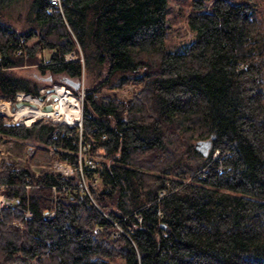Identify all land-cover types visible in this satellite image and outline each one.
<instances>
[{
	"label": "trees",
	"instance_id": "obj_1",
	"mask_svg": "<svg viewBox=\"0 0 264 264\" xmlns=\"http://www.w3.org/2000/svg\"><path fill=\"white\" fill-rule=\"evenodd\" d=\"M50 4L0 0V99L83 86L81 124L0 112L24 156L0 158V264H264V0H190L182 48L167 0ZM29 140L72 173L31 167Z\"/></svg>",
	"mask_w": 264,
	"mask_h": 264
},
{
	"label": "rangeland",
	"instance_id": "obj_2",
	"mask_svg": "<svg viewBox=\"0 0 264 264\" xmlns=\"http://www.w3.org/2000/svg\"><path fill=\"white\" fill-rule=\"evenodd\" d=\"M204 1L210 2V0H204ZM190 7H191L190 0H167L166 27H167L168 33L170 34V41H172L171 43H173V47L182 48L183 45L181 44V42L187 41L192 37V31L189 30L187 26V20H186L187 12L190 10ZM44 52L45 54L47 53L46 50ZM18 70L30 76L34 74L36 75L41 74V77L43 78L47 75V72L42 73L39 71V69L36 66V62L25 64L19 67ZM82 70L83 71L79 79L81 81V84H84L88 80L87 78L88 72H86L84 67ZM58 77H61V75H58ZM44 81H46V83L42 84L40 86V89L47 88V87L50 88L52 84L60 83L57 81H52L50 79H45ZM60 84H63V83H60ZM139 86L140 85L137 82L131 81V82H128L122 85L121 87H114L113 89H110L109 92L114 93L116 96L120 98H128L139 89ZM72 94L79 99L78 101H79L80 109H82L81 102H82V95H83V86L80 87L76 92H73L72 90ZM51 99L52 97H50V101ZM20 100H14L13 102H10L6 99H0V112L6 114L7 121H17L19 123H29L33 119L42 118V119L50 120L54 122L55 121L65 122L68 124H72V122L68 121L70 119H67V118L58 119V118L51 117V116L49 117L45 114L36 115L35 117H33V119L31 120L28 119V121H26L27 119L26 115L17 113V108H18L17 106L21 105L22 103H20L19 105H15L12 108V105L14 104V102L20 101ZM24 101H28V100H24ZM29 142H30L28 143L30 147L29 152H31V156H32L30 158L29 165L36 170L43 169V168L44 169L49 168V169L56 170L57 168L55 167V164L58 161V159H55L52 157L51 147L50 148L42 147V146L35 147L36 146L35 142H33L32 140H29ZM11 153L14 154L15 160L17 161V163L23 162L24 156L23 154L20 153V149L15 144V140L9 138L8 141H5V142L3 141L0 143V158L4 157L7 160H10ZM59 171L61 170L59 169ZM1 197L2 195H0V199Z\"/></svg>",
	"mask_w": 264,
	"mask_h": 264
},
{
	"label": "built area",
	"instance_id": "obj_3",
	"mask_svg": "<svg viewBox=\"0 0 264 264\" xmlns=\"http://www.w3.org/2000/svg\"><path fill=\"white\" fill-rule=\"evenodd\" d=\"M50 1V5H51V7H50V9H53L54 7H57V8H59V9H61V3H62V0H49ZM74 56V53L72 52V51H69V52H67L66 54H65V57L66 58H71V57H73ZM49 87H47V88H41L40 89V93H46L47 94V89H48ZM51 90L53 91V92H59L58 90L59 89H65L66 91H68L70 94L72 93V90H71V88L70 87H68V86H66L65 84H60V83H54V84H52L51 85ZM26 95H29V96H31L32 98H35L36 100H37V102H38V104H40V106H42V105H44L45 103H50L51 101H53V99H51V101H50V97L49 98H43V99H40L39 97H38V95H32V94H30V93H27V92H23V91H20V92H18L17 94H16V97H15V100H20V99H22V100H20V101H24L23 100V97H25ZM73 95V94H72ZM73 104H74V106H76L77 105V107H78V112H79V114L81 113L80 111H81V109H80V105H79V99L77 98V97H75L74 95H73ZM8 101H10V100H8ZM11 102V101H10ZM17 107H19V106H17ZM18 109V108H17ZM77 109V108H76ZM70 122H72V123H75V124H78V125H80L81 124V114L79 115V117H76V119H72V120H70ZM85 148V145H81L80 144V147H79V149L81 150V149H84ZM79 150V151H80ZM214 154H216V152H214ZM85 163H87V164H89V165H94V160L91 158V157H89V156H86V158H85ZM55 167L57 168L56 170H58L59 171V169L61 170L60 172L62 173V174H64V175H70L71 173H72V171H73V167L69 164V163H66V162H64V161H60V160H58L57 162H56V164H55ZM78 168L81 170L82 169V165H81V163H79V166H78ZM79 186L81 187V188H83V189H85V190H88V186H87V184H86V180H82L80 183H79ZM161 193H164V190H162V191H160ZM0 195H2V197H1V199H0V206H2V205H4V204H8L9 203V200L8 199H6L4 196H3V194H1L0 193ZM30 211L29 210H26L25 211V216L26 217H30Z\"/></svg>",
	"mask_w": 264,
	"mask_h": 264
},
{
	"label": "bare ground",
	"instance_id": "obj_4",
	"mask_svg": "<svg viewBox=\"0 0 264 264\" xmlns=\"http://www.w3.org/2000/svg\"><path fill=\"white\" fill-rule=\"evenodd\" d=\"M58 91L59 92H54L56 98L54 102L55 104L52 108L44 110L42 109L40 104H38L35 98L26 95L25 97H23V100H28V101H22V104L19 105L17 109V113L26 115L27 117L26 121H28V119L29 120L33 119V117H35L36 115H42V114H45L49 117L50 116L55 117L58 119L67 118L70 120L79 117L80 114L78 112V107L77 105L74 106L73 104L72 93L70 94L65 89H59Z\"/></svg>",
	"mask_w": 264,
	"mask_h": 264
},
{
	"label": "water",
	"instance_id": "obj_5",
	"mask_svg": "<svg viewBox=\"0 0 264 264\" xmlns=\"http://www.w3.org/2000/svg\"><path fill=\"white\" fill-rule=\"evenodd\" d=\"M51 76L49 75L48 78H50ZM65 81H68V83H70L71 85L73 84L74 87H77L79 86L80 84V81H73V80H70L69 78H64ZM47 94L44 92V93H39L38 94V97L40 99H43V98H49V97H52L53 101H51L50 103H47V104H44L42 105V109L44 110H47V109H50L54 106V102H55V94L54 92L51 90V88H48L47 89ZM20 103H22L21 101H15L14 104L12 105V108L15 106V105H19ZM210 143H211V138H206V139H198L195 141V146L203 151L204 153H207L208 149H209V146H210Z\"/></svg>",
	"mask_w": 264,
	"mask_h": 264
}]
</instances>
